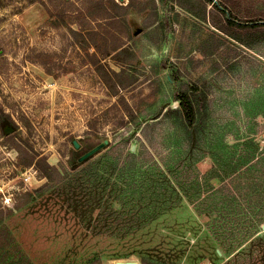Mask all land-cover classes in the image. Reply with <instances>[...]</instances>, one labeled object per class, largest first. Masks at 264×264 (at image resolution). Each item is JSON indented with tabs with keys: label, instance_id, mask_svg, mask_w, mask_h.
<instances>
[{
	"label": "rangeland",
	"instance_id": "obj_1",
	"mask_svg": "<svg viewBox=\"0 0 264 264\" xmlns=\"http://www.w3.org/2000/svg\"><path fill=\"white\" fill-rule=\"evenodd\" d=\"M129 1L0 0V210L46 182L37 159L69 170L92 156L105 173L113 161L105 157L109 147L122 138L136 150L137 124L158 108L178 106L172 92L189 81L209 82L217 113L239 119L240 135L254 133L264 153V37L250 34L249 25L228 24L220 10L260 25L264 0H215L219 9L207 0L114 6ZM202 9L206 21L198 18ZM196 166L205 175L213 160ZM253 173L236 179L233 201L223 191L222 206V192L200 205L180 190L177 206L121 237L88 232L95 224L87 226L77 212L89 214L90 200L68 203V190L28 199L5 219L15 237L6 250L21 251L32 264L140 262L139 256L161 264H264V168Z\"/></svg>",
	"mask_w": 264,
	"mask_h": 264
},
{
	"label": "trees",
	"instance_id": "obj_2",
	"mask_svg": "<svg viewBox=\"0 0 264 264\" xmlns=\"http://www.w3.org/2000/svg\"><path fill=\"white\" fill-rule=\"evenodd\" d=\"M170 1L173 4L181 3L179 0ZM207 2L219 9L217 1ZM133 5L132 0L125 7L114 3L116 8L124 10ZM188 10L196 15L191 9ZM220 10L228 24L243 28L249 25L250 34L264 37V28H261L264 22L260 25L239 23L228 10ZM202 12L198 18L208 20L203 9ZM156 22L154 18L148 24L150 26ZM71 33L77 35L76 31L71 30ZM210 88L212 85L204 79L179 86L172 92V98L178 101V106L158 108L137 124L142 137L136 150H127L128 139L122 142V138L119 145L109 147L105 157L113 158V161L104 164L105 173L100 170V162L92 156L69 170H60L43 158L37 159V169L42 172L46 182L20 195L12 209L0 210L2 264L10 260L7 264H24L27 261L21 251L11 254L6 250L7 246L15 242V237L5 219L13 214V210H20L26 200L41 198L46 194L49 198H59L68 190L66 201L76 203L77 207L84 198L90 200L92 207L89 214L78 215L81 212H77L76 208L77 216L87 226L95 224L93 230H86L94 235L108 234L116 237L133 233L151 219L177 206L182 197L180 190L189 203L202 205L206 201H214L216 198L213 195L222 192V203L219 205L222 206L226 201L224 190L227 191L228 202H231L230 199L233 201L239 190L236 179L243 173L254 171L253 174L257 175L262 172L264 153L257 151L254 133L245 131L240 135L239 119L217 113L220 102L216 103L215 91ZM252 125L257 127L256 122ZM229 138L233 140L232 144ZM232 147H235L234 151H229ZM205 157L213 160V167L201 175L196 165ZM214 179L219 181L216 187L211 183ZM131 204L134 207L129 210ZM140 204L141 209H137ZM217 214L218 219L225 217L220 211ZM139 259L141 264H161L144 256H139ZM27 262L32 264L29 260Z\"/></svg>",
	"mask_w": 264,
	"mask_h": 264
},
{
	"label": "water",
	"instance_id": "obj_3",
	"mask_svg": "<svg viewBox=\"0 0 264 264\" xmlns=\"http://www.w3.org/2000/svg\"><path fill=\"white\" fill-rule=\"evenodd\" d=\"M131 151H134V147L131 148ZM264 229V226H263ZM116 264H138L137 262H117Z\"/></svg>",
	"mask_w": 264,
	"mask_h": 264
},
{
	"label": "crops",
	"instance_id": "obj_4",
	"mask_svg": "<svg viewBox=\"0 0 264 264\" xmlns=\"http://www.w3.org/2000/svg\"><path fill=\"white\" fill-rule=\"evenodd\" d=\"M116 262H112V264H115ZM138 264H140V262H137Z\"/></svg>",
	"mask_w": 264,
	"mask_h": 264
},
{
	"label": "bare ground",
	"instance_id": "obj_5",
	"mask_svg": "<svg viewBox=\"0 0 264 264\" xmlns=\"http://www.w3.org/2000/svg\"><path fill=\"white\" fill-rule=\"evenodd\" d=\"M116 263H117V262H116ZM116 263H115V264H116Z\"/></svg>",
	"mask_w": 264,
	"mask_h": 264
}]
</instances>
